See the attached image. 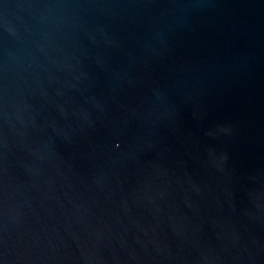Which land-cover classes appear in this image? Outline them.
<instances>
[{"label": "water", "instance_id": "water-1", "mask_svg": "<svg viewBox=\"0 0 264 264\" xmlns=\"http://www.w3.org/2000/svg\"><path fill=\"white\" fill-rule=\"evenodd\" d=\"M0 264H264V0H0Z\"/></svg>", "mask_w": 264, "mask_h": 264}]
</instances>
